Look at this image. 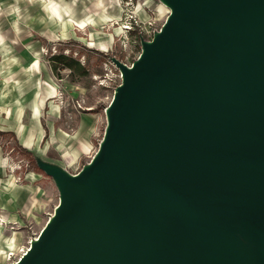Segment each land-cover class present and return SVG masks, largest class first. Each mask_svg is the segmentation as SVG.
Here are the masks:
<instances>
[{
    "label": "water",
    "instance_id": "obj_1",
    "mask_svg": "<svg viewBox=\"0 0 264 264\" xmlns=\"http://www.w3.org/2000/svg\"><path fill=\"white\" fill-rule=\"evenodd\" d=\"M170 13L105 108L13 264H264V0H159Z\"/></svg>",
    "mask_w": 264,
    "mask_h": 264
},
{
    "label": "rangeland",
    "instance_id": "obj_2",
    "mask_svg": "<svg viewBox=\"0 0 264 264\" xmlns=\"http://www.w3.org/2000/svg\"><path fill=\"white\" fill-rule=\"evenodd\" d=\"M56 1L61 4L75 1L81 5L74 14L60 19L57 37L44 38L39 48V66L50 78L38 82L44 88L39 95V102L44 105L40 119L44 143L36 152L76 174L98 150L107 123L105 108L121 82L111 57L131 65L141 52L140 36L151 39L170 10L159 0H91L89 7L88 0ZM105 1L112 6L109 10L104 7ZM81 6L87 14L83 15ZM83 19L86 22L81 23ZM60 54L78 60L87 74L71 73L63 64L54 62V55ZM34 101L30 93L29 104ZM30 115L31 111L26 116L27 122L31 121ZM5 158L14 185L20 186L14 192L19 210L14 208L17 219L5 226L14 249L5 251L0 264H13L53 214L59 191L51 177L20 153L11 136L0 135V160Z\"/></svg>",
    "mask_w": 264,
    "mask_h": 264
},
{
    "label": "crops",
    "instance_id": "obj_3",
    "mask_svg": "<svg viewBox=\"0 0 264 264\" xmlns=\"http://www.w3.org/2000/svg\"><path fill=\"white\" fill-rule=\"evenodd\" d=\"M88 3L89 7L91 0ZM109 4L105 1L108 10L112 7ZM80 5L75 1L61 4L50 0L46 4L45 0H0V131L14 133L18 143L31 151L40 150L44 143L40 122L44 105L39 102L44 88L38 82L50 78L39 66V48L44 38L57 37L59 22L74 14ZM30 93L35 97L31 105ZM30 111L31 121L27 122ZM8 164L6 158L0 160V215L11 222L17 219L14 208L18 209L19 200L14 192L20 186L14 185ZM9 234L0 225V263L5 259V251L14 249Z\"/></svg>",
    "mask_w": 264,
    "mask_h": 264
},
{
    "label": "trees",
    "instance_id": "obj_4",
    "mask_svg": "<svg viewBox=\"0 0 264 264\" xmlns=\"http://www.w3.org/2000/svg\"><path fill=\"white\" fill-rule=\"evenodd\" d=\"M54 60V62L63 64L65 67H67L68 69L71 70V73H77L79 75H85L87 74V70L84 66H82L80 64V62L78 60H76L75 58H73L72 56H66L64 54H60V55H54V57L52 58ZM54 69H57V66H54ZM0 135H9L11 136L15 142H16V147L17 149H19L20 153H22L27 159H29L32 164H34V166L38 169H40L35 161V158L33 156V153L31 150L21 146L16 138V135L14 133L11 132H3L0 131ZM41 170V169H40Z\"/></svg>",
    "mask_w": 264,
    "mask_h": 264
},
{
    "label": "built area",
    "instance_id": "obj_5",
    "mask_svg": "<svg viewBox=\"0 0 264 264\" xmlns=\"http://www.w3.org/2000/svg\"><path fill=\"white\" fill-rule=\"evenodd\" d=\"M0 225L4 227L8 225V222L5 219H3L1 215H0Z\"/></svg>",
    "mask_w": 264,
    "mask_h": 264
},
{
    "label": "bare ground",
    "instance_id": "obj_6",
    "mask_svg": "<svg viewBox=\"0 0 264 264\" xmlns=\"http://www.w3.org/2000/svg\"><path fill=\"white\" fill-rule=\"evenodd\" d=\"M168 10H169V8L166 6V5H164ZM25 251V250H24Z\"/></svg>",
    "mask_w": 264,
    "mask_h": 264
}]
</instances>
